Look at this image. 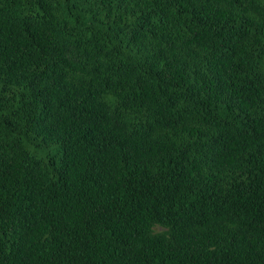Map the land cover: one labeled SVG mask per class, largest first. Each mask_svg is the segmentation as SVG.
<instances>
[{
	"label": "trees",
	"instance_id": "1",
	"mask_svg": "<svg viewBox=\"0 0 264 264\" xmlns=\"http://www.w3.org/2000/svg\"><path fill=\"white\" fill-rule=\"evenodd\" d=\"M0 264H264V0H0Z\"/></svg>",
	"mask_w": 264,
	"mask_h": 264
},
{
	"label": "rangeland",
	"instance_id": "2",
	"mask_svg": "<svg viewBox=\"0 0 264 264\" xmlns=\"http://www.w3.org/2000/svg\"><path fill=\"white\" fill-rule=\"evenodd\" d=\"M54 148V147H53ZM53 148H51V149H53ZM164 228L162 227V226H156L155 227V230H158V231H160V230H163Z\"/></svg>",
	"mask_w": 264,
	"mask_h": 264
}]
</instances>
